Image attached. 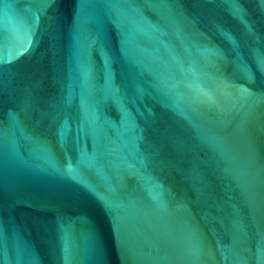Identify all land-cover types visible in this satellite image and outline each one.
I'll return each mask as SVG.
<instances>
[{
  "label": "water",
  "instance_id": "water-1",
  "mask_svg": "<svg viewBox=\"0 0 264 264\" xmlns=\"http://www.w3.org/2000/svg\"><path fill=\"white\" fill-rule=\"evenodd\" d=\"M260 0H0L3 264H264Z\"/></svg>",
  "mask_w": 264,
  "mask_h": 264
},
{
  "label": "snow or ice",
  "instance_id": "snow-or-ice-1",
  "mask_svg": "<svg viewBox=\"0 0 264 264\" xmlns=\"http://www.w3.org/2000/svg\"><path fill=\"white\" fill-rule=\"evenodd\" d=\"M233 3H235V0H232ZM261 4H264V0H260ZM258 63L261 65V67H264V57L258 58ZM261 255L264 256V249L260 250ZM0 264H3L2 261H0Z\"/></svg>",
  "mask_w": 264,
  "mask_h": 264
}]
</instances>
